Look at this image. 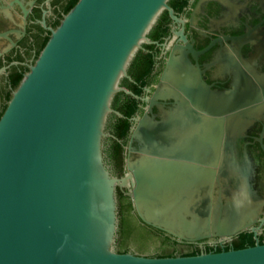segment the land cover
<instances>
[{"label": "water", "instance_id": "water-1", "mask_svg": "<svg viewBox=\"0 0 264 264\" xmlns=\"http://www.w3.org/2000/svg\"><path fill=\"white\" fill-rule=\"evenodd\" d=\"M167 2L77 0L12 90L0 115V264H264L257 241L191 256L115 250L116 188H128L142 223L179 240L225 239L251 222L249 190L228 186L220 150L259 118L261 94L246 83L244 96L211 91L185 56L170 57L147 99L148 111L167 98L173 107L132 129L128 172L116 178L104 163L107 117L120 116L112 99L136 97L119 83L161 12L177 20ZM243 101L249 116L236 113L224 129L222 115Z\"/></svg>", "mask_w": 264, "mask_h": 264}, {"label": "flooded vegetation", "instance_id": "flooded-vegetation-1", "mask_svg": "<svg viewBox=\"0 0 264 264\" xmlns=\"http://www.w3.org/2000/svg\"><path fill=\"white\" fill-rule=\"evenodd\" d=\"M75 0H0V115L11 97V79L22 77L34 63L41 49ZM177 20L163 10L143 44L144 60L135 65L119 86L136 97L123 93L112 100L113 111L107 117L102 141V156L110 174L116 178L127 172V161L137 156V142L131 132L137 119L146 113L159 119L162 111L173 107L174 100L159 101L160 108L151 106L147 99L152 95L160 76L171 56H185L200 79L218 93H246L247 85L256 87L261 94V114L249 126L238 128L237 141L232 150H220V165L224 162L231 169L228 186L238 183L250 193L251 212L246 227L223 238L210 236L198 241L176 239L168 234L175 246L167 250L137 251L127 247L126 253L138 256L158 257L164 254L182 255L191 249L200 252L241 249L256 243H264V0H168ZM130 97V98H126ZM234 105V104H233ZM116 106V107H115ZM125 112L123 115L121 113ZM250 103L232 109L223 116L226 124L235 121V114L243 111L242 119L249 116ZM245 110L246 111L245 113ZM199 118L207 116L196 110ZM114 115V116H113ZM126 115V116H125ZM116 118L126 119L127 127L120 138ZM225 131L223 133V140ZM115 141V142H114ZM132 148V149H131ZM231 160L226 159L227 157ZM128 188H116L126 195ZM130 200V199H129ZM131 203V201H130ZM130 213H134L133 208ZM256 232V233H254ZM115 247V246H114ZM117 251V249L115 248Z\"/></svg>", "mask_w": 264, "mask_h": 264}, {"label": "trees", "instance_id": "trees-1", "mask_svg": "<svg viewBox=\"0 0 264 264\" xmlns=\"http://www.w3.org/2000/svg\"><path fill=\"white\" fill-rule=\"evenodd\" d=\"M76 2L77 0H75L74 4ZM144 55L145 54L143 53L142 48L136 52V54L134 55L133 59L131 60L127 68L128 74H131L134 77L136 72L134 74L132 72V69L135 67L136 64L137 65L142 64L141 69L140 71H137V74L141 72L144 68H146L145 66L147 65V62L144 60ZM21 78L22 77L17 76L14 79H11L10 85L13 90L16 88ZM120 94L122 95L123 93L122 92L116 93L113 99ZM126 98H130V97H126ZM130 100L132 99L130 98ZM111 107H114V105H111ZM121 113L123 115L125 114V112L122 111ZM116 120H117L116 123L117 131H114L113 134L115 135L116 138H120L124 134V131L127 127V122L126 119H122V118H116ZM116 199H117L118 222H117V232H116L114 246L117 249L118 253H126L125 249L127 247H133L135 250L143 252V251H147L151 247L154 248V250L164 251L175 246V242L172 241L170 237L167 236L164 232L159 231L151 226L142 223L135 214V212L130 213V210L133 207L128 197H125L122 195V193H119ZM215 252H219V250ZM197 254L198 251L196 249H191L186 253L177 256H191ZM171 256H175V255L164 254L163 256H158V257H171Z\"/></svg>", "mask_w": 264, "mask_h": 264}]
</instances>
